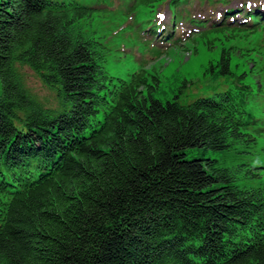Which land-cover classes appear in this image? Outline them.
Instances as JSON below:
<instances>
[{
  "label": "trees",
  "instance_id": "16d2710c",
  "mask_svg": "<svg viewBox=\"0 0 264 264\" xmlns=\"http://www.w3.org/2000/svg\"><path fill=\"white\" fill-rule=\"evenodd\" d=\"M123 1L150 13L155 36L167 1L172 23L158 39L192 55L202 41L215 52L204 75L227 87L162 103L158 74L113 75L92 30L111 0H0V264H264V185L253 186L264 163L252 162L264 123L248 109L264 90V43L238 44L264 30V13L226 7L211 21L183 14L192 0ZM184 20L196 29L183 43ZM20 67L57 107L36 99ZM205 151L233 154L232 167Z\"/></svg>",
  "mask_w": 264,
  "mask_h": 264
},
{
  "label": "rangeland",
  "instance_id": "374dc122",
  "mask_svg": "<svg viewBox=\"0 0 264 264\" xmlns=\"http://www.w3.org/2000/svg\"><path fill=\"white\" fill-rule=\"evenodd\" d=\"M166 3V5H165ZM162 6L155 10V19H158L164 25H167V29L170 27L171 10L167 6V1ZM214 3V4H213ZM128 5V2H127ZM126 3L123 0H111L112 13L105 15H96L93 21L92 30L105 39L106 44L110 47V56L107 69L113 75L121 79H129L132 73L138 71L141 65L144 64L146 70H149L151 74H158L160 78V86L157 91L154 92V97L162 103L174 98V93L177 94L179 103L186 105L202 97H215L217 93L224 91L227 87V82L222 78H211L204 75V71L207 67V61L209 58H215V52L208 53L202 41L196 43L197 54H200V58L203 57V61L196 59L192 55V49L180 50L171 48L167 51L166 44L156 42L154 38L153 43L149 40L146 33H141L139 29L146 26L141 24L150 13L137 8L136 11L131 14L126 8ZM260 6L264 8V0H230L229 8H242L244 6L254 7ZM223 5L219 2L205 3L204 0H192L189 5H186V11H184L186 17L190 16L194 19L199 16L205 17L208 20H216L219 13H222ZM105 8V7H104ZM128 13V17L126 16ZM195 17H194V16ZM179 28V32H187L190 29L191 24L185 21ZM208 26V25H207ZM138 29V30H137ZM264 43V30L260 31L256 35L250 38H244L238 42L239 46L243 48H251L256 43ZM147 43V44H146ZM189 48L190 45L188 43ZM158 49L160 52H158ZM206 49V50H205ZM216 49V48H215ZM218 50V49H217ZM167 51V52H166ZM241 53L239 52L234 56L236 62L240 59ZM241 62H243L241 60ZM240 65V64H239ZM237 71H240L237 69ZM20 72L23 76L27 89L43 103L46 107H57V99L55 91L50 90L39 80L37 75L28 67H20ZM264 78V77H263ZM252 81L255 79L251 77ZM185 86L183 87V83ZM254 82V81H253ZM258 87V85H255ZM182 87V88H181ZM248 109L251 117L264 118V96H253L248 102ZM259 147L264 148V136L260 141ZM258 147V149H259ZM256 153L258 151L256 150ZM200 154L198 151L194 154H189L188 158L194 155ZM233 154L215 151H205L204 156L206 158L219 159L224 161V166L232 167L233 160H230ZM255 163H264V154L258 156L257 160L252 161ZM242 183L245 184L244 181ZM264 175L261 180L254 183L253 186H263Z\"/></svg>",
  "mask_w": 264,
  "mask_h": 264
},
{
  "label": "bare ground",
  "instance_id": "6f19581e",
  "mask_svg": "<svg viewBox=\"0 0 264 264\" xmlns=\"http://www.w3.org/2000/svg\"><path fill=\"white\" fill-rule=\"evenodd\" d=\"M199 55H200V54H197V53H195V52L193 53V56H194L196 59H198V61H199V60H202V61H203V60H204L203 57L200 58Z\"/></svg>",
  "mask_w": 264,
  "mask_h": 264
}]
</instances>
